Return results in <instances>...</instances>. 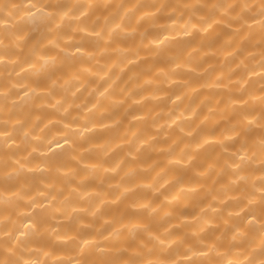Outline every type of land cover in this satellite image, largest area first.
Wrapping results in <instances>:
<instances>
[{
	"label": "clouds",
	"instance_id": "clouds-1",
	"mask_svg": "<svg viewBox=\"0 0 264 264\" xmlns=\"http://www.w3.org/2000/svg\"><path fill=\"white\" fill-rule=\"evenodd\" d=\"M0 264H264V0H0Z\"/></svg>",
	"mask_w": 264,
	"mask_h": 264
}]
</instances>
